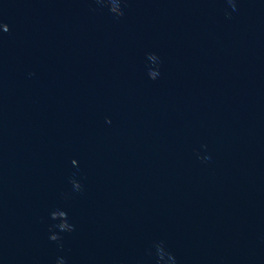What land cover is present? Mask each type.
I'll use <instances>...</instances> for the list:
<instances>
[{"label": "water", "instance_id": "obj_1", "mask_svg": "<svg viewBox=\"0 0 264 264\" xmlns=\"http://www.w3.org/2000/svg\"><path fill=\"white\" fill-rule=\"evenodd\" d=\"M117 2L0 0V264H264V0Z\"/></svg>", "mask_w": 264, "mask_h": 264}, {"label": "clouds", "instance_id": "obj_2", "mask_svg": "<svg viewBox=\"0 0 264 264\" xmlns=\"http://www.w3.org/2000/svg\"><path fill=\"white\" fill-rule=\"evenodd\" d=\"M97 3L106 4L109 7L111 13H113L117 17H122L124 15L123 11L121 10L119 3L117 0H96ZM229 3H232V0H229ZM233 9L235 10V4H232ZM116 9H119L117 12ZM4 33L9 31L7 25H0ZM153 56V55H149ZM148 56V57H149ZM156 78H153L155 80ZM73 187L79 191L81 189V185L76 181H72ZM50 219L52 221H59V223H54L50 226L49 231L52 233L49 237L50 240L54 242H60L62 237L58 233H71L73 232L74 226L68 223V216L67 213L61 210H54L50 213ZM62 247V244L60 245ZM57 264H65L63 258L58 259Z\"/></svg>", "mask_w": 264, "mask_h": 264}]
</instances>
